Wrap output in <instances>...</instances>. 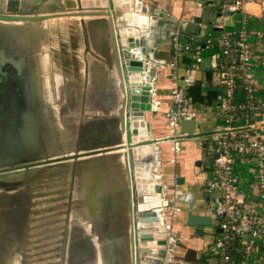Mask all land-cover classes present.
I'll list each match as a JSON object with an SVG mask.
<instances>
[{"label": "crops", "instance_id": "0c3cea01", "mask_svg": "<svg viewBox=\"0 0 264 264\" xmlns=\"http://www.w3.org/2000/svg\"><path fill=\"white\" fill-rule=\"evenodd\" d=\"M27 1L35 3L44 2L45 4L56 3L57 9L63 4V0ZM138 2L142 8L146 9L147 15L151 19L149 29L144 33L150 56L146 64L147 69L145 74L146 81L150 82L151 80L152 82V100L154 104L156 103L153 111L145 114L144 119L149 123L150 138L162 140L165 134L164 112L169 105V93L172 84L166 78V73H164V76L158 74L157 61L162 60L166 62L171 59L172 41L178 42L181 46L188 45L189 43H197L203 46L206 39H211L214 42L222 32L234 34V32L240 29L243 17L246 18L247 29L250 31L264 30V0H253V2L244 6L242 12L228 15L227 17L220 15L217 9L219 0H138ZM42 10L44 9H39V12ZM195 18L200 19L199 24L193 22ZM106 22L107 19H102L104 34L107 37L103 47L105 46L110 57V40L106 31ZM94 32L96 33V31ZM249 41L251 43L252 59L249 62L247 73L252 75L254 79L256 100L263 102L264 68L261 66V63L264 56V41L255 39L254 37L250 38ZM216 51L214 50V52ZM204 52L206 57L202 66L203 70L191 74V86L199 84L202 96H205L207 92L216 93L219 90L218 82L212 71L208 68L210 58L205 48ZM182 59L183 63L187 64L190 62V55L184 54ZM111 72L114 73L112 70ZM116 108L111 113L108 112L106 120L103 121L107 125L113 124L115 137L108 141L100 139L101 137L98 135L103 136V131L97 134V129L91 127L92 130L87 134V137H93L91 149L104 147L115 142V138L118 135L114 121ZM194 110L197 111L195 134L198 135L197 131L201 128L207 132H212L218 123H216L208 106L206 104H196ZM56 111H54L55 124L57 123V118L60 116V113L58 114ZM91 115L93 118L94 115L97 117L99 114L97 112L93 114L92 112ZM257 132L259 139L264 140V130L258 128ZM61 140L63 138L60 136ZM64 141V144L67 145L68 138L64 137ZM198 142H200L198 138L182 140L181 151L176 155L173 163H170L172 156L170 144L162 142L157 145L156 159L160 162V167L156 169V179L167 187L169 194L173 185L172 181L176 182L177 178L183 179V184L179 185L180 188H178L181 191L182 197L177 202V205L181 208V213L176 215L170 228L173 243L175 240L177 241L176 245L172 246L171 260H174V256L178 255L176 253H180L178 252L179 250L183 251L184 260L188 255L194 256V259H196L195 257L200 254L210 239L209 236L197 237L194 230L186 225L188 204H190V201L201 204L203 201V186L207 179L211 177L206 168L202 172L197 171L196 167L201 166L205 154V152L198 148ZM61 145L62 142L60 143V147ZM83 150L76 151L75 156L71 158L67 157L65 160L60 158V163L58 164L69 165L72 168L71 172L73 171V164L75 165L74 185L70 186L71 193H68L69 198L71 194L70 203L66 202L70 204L69 209L71 208L72 210L74 208L72 211L76 212V223L69 228L71 232L74 228L80 231L79 234H74V237L71 238L76 246L73 254L79 258L80 252L83 249L82 245H80V251L77 244H79L78 242L85 241L87 242L86 245H90V251L92 252L90 260L93 261L92 264H100V262L101 264H109L111 262H109L111 260L110 245L120 238L124 239L127 237V233L126 235L123 233L116 235L114 234L116 231L113 230L115 226L119 228L124 226L128 219L126 218L122 221L120 218L124 214L120 213L123 203L125 204L124 206L127 205V202H125L127 185L124 167L122 161L120 164L117 162V166H114V161L109 159V155L114 153L77 157V153H81ZM59 152H62V149ZM205 157V161L210 163L212 158L206 155ZM96 158L101 159L98 160ZM196 162L200 165H196ZM91 196H93V199L88 201V198ZM88 204L93 205V211L89 210ZM204 231L209 232V229L206 228ZM65 253L66 255L68 254L66 250ZM69 257H71L70 254ZM197 260L199 261V259ZM178 262L183 263L184 261Z\"/></svg>", "mask_w": 264, "mask_h": 264}, {"label": "built area", "instance_id": "2783aa9c", "mask_svg": "<svg viewBox=\"0 0 264 264\" xmlns=\"http://www.w3.org/2000/svg\"><path fill=\"white\" fill-rule=\"evenodd\" d=\"M251 2L219 0L217 9L227 17L242 12ZM246 23L243 17L240 29L234 34L222 32L214 42L206 39L203 46L197 43L181 46L172 41L171 59L156 64L158 74L166 73L172 84L162 138L170 144V163L185 140L180 138V123L196 121L197 111L188 91L192 85L191 74L203 70L204 48L210 58L208 68L219 86L217 97L208 106L218 124L207 138L198 142V148L212 158L206 166L211 177L203 186L201 204L190 201L192 205L188 204L187 210L210 220V226L204 228L209 232L203 229V237L209 236V242L197 255V259H204L200 264H264V140L257 134L258 128L264 130V101L256 100L254 79L247 73L252 59L249 40L254 37L264 41V30L250 31ZM184 54L190 55L187 64L183 63ZM261 66L264 68V56ZM159 167L157 161L156 169ZM172 184L170 194L160 184L162 220L168 228L181 213L177 205L182 197L180 186L175 181Z\"/></svg>", "mask_w": 264, "mask_h": 264}, {"label": "water", "instance_id": "95a60500", "mask_svg": "<svg viewBox=\"0 0 264 264\" xmlns=\"http://www.w3.org/2000/svg\"><path fill=\"white\" fill-rule=\"evenodd\" d=\"M62 3L54 13H49L47 10L46 13L42 12L44 14L39 20L107 19L106 31L110 40V57L118 81L120 96L118 108L114 113L118 133L115 142L77 153V157L114 153L109 155V159L114 161V166H117V162L123 163L127 205L124 206L123 203L120 213L124 214L120 218L122 221L128 219L114 234L127 233V237L120 238L110 245L109 262H111L108 263L180 264L171 260L172 246H175L177 241L173 243L170 228L163 223V190L161 183L156 179L157 145L166 140L150 138L149 123L144 119L145 114L153 111V90L151 83L146 81L145 74L150 56L144 36L149 29L151 19L138 0H63ZM7 19L6 16L0 17L2 21ZM23 21L34 22L37 19L26 18ZM193 22L199 24L200 19L195 18ZM84 25L80 24L83 33ZM52 127L53 125H46L43 128L45 135L42 136L40 133V137L34 141L32 129H29L23 149L27 157L21 156L16 159L18 149L15 150L7 143L0 146V171L33 162L75 156L73 152L56 151L57 145L54 139L57 136V129ZM180 132L182 134L180 138H196L195 122L182 121ZM38 150L39 157L35 155ZM19 173L21 172L0 175V186L6 191L12 190L11 188L15 187L13 181L21 175ZM176 184L182 185L183 179L177 178ZM92 199L93 196L89 197L88 201ZM88 205L89 210L93 211V205ZM186 225L201 238L204 235L203 229L210 226V220L195 216L188 211ZM217 233H220V230H217Z\"/></svg>", "mask_w": 264, "mask_h": 264}, {"label": "rangeland", "instance_id": "374dc122", "mask_svg": "<svg viewBox=\"0 0 264 264\" xmlns=\"http://www.w3.org/2000/svg\"><path fill=\"white\" fill-rule=\"evenodd\" d=\"M81 23L85 24L88 41L98 49L95 50L96 52L87 54L84 50ZM56 24H60L65 34H68L70 29L73 30L72 34L76 36L79 43L78 52L75 54L78 59L73 58L74 53L68 51L66 61L70 60L72 65L69 66V62L66 64L65 76L63 73L60 75L56 72L55 80L60 85L56 93L59 101L52 102V98L48 97L52 104L55 103L56 112L60 113L55 128L58 136L63 138L60 141L62 142L61 149L65 152L76 153L81 150V148L77 149V143L82 140L78 139L80 133L87 134L91 127L101 131V126L107 125L103 123L107 118L106 114L111 113L119 104L118 81L115 72H111L114 68L109 54L108 56L106 54L104 60L107 64L95 56L96 53H101L100 45H105L107 40L101 20L62 19ZM49 91L50 89H47L48 94H50ZM92 112L93 114L97 112L99 115L97 117L94 115L92 118ZM112 125V123L107 125V128L110 127V132H113ZM197 132L200 141L211 133L202 128ZM64 137L68 138L67 145L64 144ZM56 151H60L58 147ZM205 158L204 154L201 166L196 167L198 172L206 168L208 162ZM71 170L69 165L62 164L46 167L28 176L19 173L20 177L13 183L17 188L23 186L24 190L14 189L12 192L10 190L9 194L0 186V191H2L0 192V264H11V257L16 264H60V259L61 264L93 263L90 260L92 255L90 245H86L85 241L77 244L79 249L80 245L83 249L79 258L73 254L76 246L71 238L80 231L74 228L71 232L69 228L76 223V212L69 209L70 204H67L70 203L71 198V194L70 198L68 195L71 193L69 189ZM113 230L119 231L120 228L115 226ZM66 249L71 256L68 259L65 258ZM178 252L180 253L174 256L173 261L175 262L184 261L183 264L202 262L201 259L199 262L191 255L186 256L184 260L183 251ZM59 255L62 258H56Z\"/></svg>", "mask_w": 264, "mask_h": 264}, {"label": "flooded vegetation", "instance_id": "af4514ba", "mask_svg": "<svg viewBox=\"0 0 264 264\" xmlns=\"http://www.w3.org/2000/svg\"><path fill=\"white\" fill-rule=\"evenodd\" d=\"M57 7L56 3L45 4L44 2L35 3L27 0H0V17L6 16L8 18L7 21L0 20V114H2L0 115V146L7 143L13 146L15 150L18 149V154L15 156L17 157L16 159L21 158V156L27 157L23 153L25 152L23 149L30 128L32 129L33 141L39 138L42 126L44 128L46 125H54L52 129L55 128V103L59 101L56 93L60 87L55 80L56 72L60 75L63 73L65 76L67 71L66 64L69 62V66L72 65L70 60L66 61L68 51H71L72 54L74 53V56L72 55L73 58L78 59V56L75 54L78 52L77 46H79V43L76 36L72 34L73 30L70 29L69 33L65 34L62 32V28L59 26L60 24H56L59 20H39L42 14H44L42 13L43 11L47 10L49 13H54ZM39 9L44 10L39 12ZM26 18L37 19V21H23ZM82 34L86 53L96 52L95 50L98 49L93 47L90 41H88L89 38L86 37L87 31L82 32ZM100 46L102 48L103 44ZM106 54L108 56L109 53L103 47L101 53H96L95 56L104 62ZM104 63L107 64V62ZM47 89H50V94L47 93ZM31 93L32 95H30ZM48 97H51L52 102L55 103L52 104ZM102 127L101 129L103 130L101 131L94 128L97 129V134L103 131V136L98 135L101 137L100 139L108 141L115 137L113 125V132H110V128L108 127V129L107 125L104 126L105 128ZM91 130L92 128H90ZM87 134H79L80 137L78 136V139L81 138L82 140L77 143V149L81 148L86 150L92 146L93 137H87ZM6 137L8 138L7 140ZM54 140L58 150H60L61 142L58 134ZM35 153L39 157V150ZM59 161L48 160L20 165L15 168L1 170L0 175L21 172L23 176H28L30 173L35 174L46 167L58 165L60 163ZM74 167L75 165L73 164V171L70 172V186L74 185ZM11 189V192L14 189L17 191L18 189H23V186H18V188L15 186ZM6 193L9 194L8 191ZM66 252L68 254L65 258L68 259L70 258V253L67 249ZM57 257L60 259V255ZM195 258L197 260V257ZM10 260L11 264H16L12 261V257ZM61 262L60 260V264ZM180 264L183 263L180 262Z\"/></svg>", "mask_w": 264, "mask_h": 264}, {"label": "trees", "instance_id": "16d2710c", "mask_svg": "<svg viewBox=\"0 0 264 264\" xmlns=\"http://www.w3.org/2000/svg\"><path fill=\"white\" fill-rule=\"evenodd\" d=\"M188 93L191 96L192 102L194 105L206 104L207 106H210L212 104V102L214 101V99L218 95V91H216V93L215 92H213V93L207 92V94L205 96H202L201 88H200L199 84H195V85L191 86ZM201 261L204 262V259H202Z\"/></svg>", "mask_w": 264, "mask_h": 264}, {"label": "bare ground", "instance_id": "6f19581e", "mask_svg": "<svg viewBox=\"0 0 264 264\" xmlns=\"http://www.w3.org/2000/svg\"><path fill=\"white\" fill-rule=\"evenodd\" d=\"M26 25V24H25ZM34 28V27H33ZM24 32V31H23ZM39 32V31H38ZM36 37V36H35ZM37 38V37H36ZM35 40V39H34ZM39 45V44H38ZM4 52V51H3ZM2 52V53H3ZM8 53H9V51H8ZM3 54H5V53H3ZM2 54V55H3ZM8 55V54H7ZM4 56V55H3ZM2 57V56H1ZM10 57V56H9ZM13 58V57H12ZM23 58V57H22ZM21 58V59H22ZM16 59V58H15ZM2 60V59H1ZM10 61V60H9ZM18 61H20V60H18ZM25 62V61H24ZM27 63V62H26ZM22 64V63H21ZM26 66H27V64H26ZM32 66V65H31ZM23 68V67H22ZM27 76V75H26ZM15 81V80H14ZM27 81V80H26ZM2 83V82H1ZM17 86V85H16ZM4 93V92H3ZM30 95H32V93L30 94ZM30 97H32V96H30ZM6 99V98H5ZM17 99V98H16ZM31 100V99H30ZM37 101V100H36ZM19 102V101H18ZM32 102V101H31ZM7 104V103H6ZM9 104V103H8ZM19 104V103H18ZM32 104V103H31ZM37 104V103H36ZM20 106V105H19ZM11 112V111H10ZM0 115H2V114H0ZM17 115V114H16ZM37 118V117H36ZM35 118V119H36ZM34 120V119H33ZM16 121V120H15ZM36 121V120H35ZM39 126V125H38ZM37 133V132H36ZM41 134H42V136H44L45 135V133H44V129H43V126L41 127ZM4 135V134H3ZM40 137V136H39ZM4 138V137H3ZM2 138V139H3ZM8 138L6 137V140H7ZM9 142V141H8ZM18 142V141H17ZM20 142V141H19ZM11 143H13V142H11ZM12 145V144H11ZM20 150V149H19ZM100 249V248H99ZM101 263V262H100Z\"/></svg>", "mask_w": 264, "mask_h": 264}]
</instances>
